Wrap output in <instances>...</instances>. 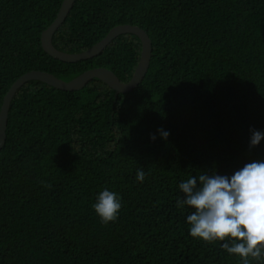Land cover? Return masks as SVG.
Segmentation results:
<instances>
[{
	"label": "trees",
	"instance_id": "1",
	"mask_svg": "<svg viewBox=\"0 0 264 264\" xmlns=\"http://www.w3.org/2000/svg\"><path fill=\"white\" fill-rule=\"evenodd\" d=\"M63 1L0 0V111L32 71L132 79L142 52L133 34L77 63L44 51ZM121 25L152 42L129 93L93 79L76 92L31 81L14 96L0 150V264H242L223 242L189 236L192 210L177 199L192 176L264 160V140L249 146L252 130L264 132V0H76L53 45L82 53ZM105 188L121 200L108 224L92 208Z\"/></svg>",
	"mask_w": 264,
	"mask_h": 264
},
{
	"label": "clouds",
	"instance_id": "2",
	"mask_svg": "<svg viewBox=\"0 0 264 264\" xmlns=\"http://www.w3.org/2000/svg\"><path fill=\"white\" fill-rule=\"evenodd\" d=\"M158 134L164 140L169 136L164 129ZM262 140L264 132L252 130L249 146ZM135 179L144 182L143 169L137 170ZM179 190L177 207L192 210L186 216L189 236L205 243L223 242L220 247L242 264H264V160L246 163L230 176L216 172L192 176L179 184ZM92 208L108 224L117 219L121 200L105 188Z\"/></svg>",
	"mask_w": 264,
	"mask_h": 264
},
{
	"label": "water",
	"instance_id": "3",
	"mask_svg": "<svg viewBox=\"0 0 264 264\" xmlns=\"http://www.w3.org/2000/svg\"><path fill=\"white\" fill-rule=\"evenodd\" d=\"M76 0H64L54 22L42 33L41 42L44 51L54 59L65 63H77L92 59L100 55L115 39L124 34L137 36L142 43L141 57L132 79L128 83H123L114 72L106 68H96L84 72L70 82H65L56 76L42 71H32L20 77L9 89L5 96L0 111V150L6 143V131L8 127V112L11 102L16 93L28 82L40 81L62 91H80L93 79H99L110 86L118 94H126L136 88L145 78L151 58L152 42L148 34L141 28L132 25H121L113 28L109 34L100 42L96 43L91 49L78 53L70 54L58 50L53 45V37L57 30L63 25L69 16Z\"/></svg>",
	"mask_w": 264,
	"mask_h": 264
}]
</instances>
